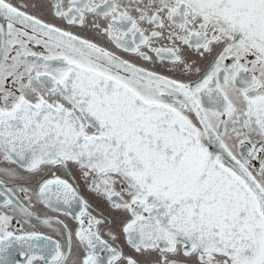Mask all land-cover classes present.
<instances>
[{
    "label": "snow or ice",
    "instance_id": "1",
    "mask_svg": "<svg viewBox=\"0 0 264 264\" xmlns=\"http://www.w3.org/2000/svg\"><path fill=\"white\" fill-rule=\"evenodd\" d=\"M0 264H264V0H0Z\"/></svg>",
    "mask_w": 264,
    "mask_h": 264
}]
</instances>
